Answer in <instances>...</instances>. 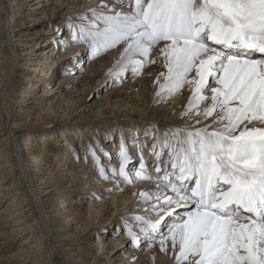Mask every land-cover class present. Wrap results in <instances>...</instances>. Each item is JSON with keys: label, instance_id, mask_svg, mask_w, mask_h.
I'll list each match as a JSON object with an SVG mask.
<instances>
[{"label": "snow or ice", "instance_id": "snow-or-ice-1", "mask_svg": "<svg viewBox=\"0 0 264 264\" xmlns=\"http://www.w3.org/2000/svg\"><path fill=\"white\" fill-rule=\"evenodd\" d=\"M89 12L72 40L93 54L119 47L114 81L159 64L157 99L188 89L181 115L211 119L145 132L157 175L140 197L156 219L133 217L131 241L158 242L175 264H264V0H102ZM125 143L111 177L89 149L99 175L151 180L142 152L135 177L126 171Z\"/></svg>", "mask_w": 264, "mask_h": 264}, {"label": "bare ground", "instance_id": "bare-ground-1", "mask_svg": "<svg viewBox=\"0 0 264 264\" xmlns=\"http://www.w3.org/2000/svg\"><path fill=\"white\" fill-rule=\"evenodd\" d=\"M8 1L10 5L7 4L6 8L5 6H0V33L2 34L0 36V116L4 120L0 126V251L7 250L10 252L3 259L14 258L20 262H28L30 264H103L97 261L98 259L94 255H91L90 249L94 247L101 249L108 246L112 249L108 257L109 261H120L122 253L118 259V251L124 252L127 247H135V244H137L131 241L128 235L129 228L140 234L139 227L137 226L138 222L133 217H146V215L151 214L149 217L152 220L156 219L155 214L147 211L149 205L144 203L140 197V192L154 190L155 181L152 179H135L133 183H125L122 187L121 185L124 182H122L120 177L116 179L110 178L112 181L103 179L99 175L98 169H95L93 163L90 166L87 164L89 162L87 154L92 155L89 149L94 151L95 146L98 145L91 138H87L85 144L82 139L80 140L83 149L85 145H89V147L85 146L86 149L83 150L82 156L77 159L78 156L74 148H76V140H79L77 134L79 133V126L82 124L80 118H73V125L77 124L78 126H71L68 129L67 127L63 128L67 136L71 137L61 140H53L52 134L54 135L55 132L51 133L52 131H45V134L39 135L41 139L39 137L35 138L33 135H36V132L32 129L34 127L37 129L38 126L25 128L24 124L27 122L21 119L23 114H27V117L29 115L41 114V118H44L45 115H50V113L52 114L50 107L47 109L49 112H37L43 107L37 105V98L39 97L38 91L35 88L43 86V94L48 95L51 93L52 90L46 86L52 83L58 73L54 68L57 63L65 59L73 63L71 65L72 70L69 71L70 75H65L63 78L70 80L83 73L78 64L80 59H77L74 55L81 56L84 46L72 44L66 49V47L60 45L72 38V25L79 24L81 21L71 16L67 20L68 22L62 21V16L58 18L52 17L48 25L42 28L38 25H45L44 20H47L46 17L49 13L57 4L62 5L65 1L31 0L34 3L30 5L29 10L23 12L22 7H26L29 0ZM101 2L102 0H83V7L86 11L84 14L90 16L89 9L98 10ZM46 10L47 12H45ZM24 29L29 30L24 32ZM39 38L43 40L40 47L44 46L46 49L36 53L35 57L33 56L34 48L40 45L41 39L34 44L35 47L32 48L30 53H21L19 51V46L28 47L26 44H28L29 39ZM60 46L64 49L62 53L58 50ZM78 48L79 51L76 52ZM120 51V48L117 47L109 52L107 55L108 63L116 62L120 58ZM59 53H61L60 56L53 57V55H58ZM28 55V60H31L30 62L27 61ZM39 57L40 59H37ZM97 61L98 58L91 60L89 67H92ZM21 69L29 71L28 77L31 87L28 84L21 86L22 88L15 101L14 97L16 94L14 92L13 81L18 73L22 71ZM40 71L43 72L40 73ZM126 73L131 74V70L129 69ZM139 79L141 77L133 75L130 84L132 81L138 82ZM145 88H147V91ZM157 90L158 85H155V87L143 86L138 94L142 96V102L149 104V106L151 104L150 108L152 109V104L156 102L167 103V106L172 105L173 107L169 109L175 110V115L171 116L176 119L168 121V124L166 122L163 124L161 114L148 109V113L139 117L141 122L138 124L134 123L132 125L134 127L130 129L134 133L133 136L137 137L138 141L140 140L139 142L145 141L141 135H145L146 131L153 132L158 130L163 133L165 130L174 129L180 125L183 127H204L205 124L211 123L210 118L205 119L203 116H197L195 113L190 117L181 115L185 111V106L188 103L190 95L187 96V100L185 98H175V102L173 101L172 104L168 98L166 100H158L155 95ZM50 102L52 110L58 111V107L56 108L52 101L47 103L50 105ZM14 103L17 105L15 108ZM30 103H35L33 110ZM79 103L75 101V106L73 107H78ZM202 110L203 108H201ZM70 111H72L71 113L74 112L73 109ZM10 116L12 118L8 121ZM183 117L186 119H183ZM196 120H200L201 123L196 124ZM118 125L120 131H124L122 129L123 124L119 123ZM29 130L31 132H28ZM81 133H83L82 130ZM85 134L88 133L85 132L82 135ZM108 134L107 140L112 138V135L110 136L111 131H108ZM88 136L90 137V135ZM121 141L119 142L120 146ZM147 143H149L148 146L151 149L152 141ZM126 145L125 143V147H127ZM100 146L101 144L99 143ZM141 146L140 148L142 149L137 148L139 151L136 149L128 151L130 160L129 164L127 163L128 165H126V171L132 177H135L136 172L140 170V167L136 165V161L137 159H141L142 152L143 161L146 162L147 174L152 178L156 177L155 158L150 154V151ZM109 148L112 149L113 156L115 155V158H119V151L112 148V143ZM62 153L64 155L62 156L64 159L63 164L58 165L60 162L58 156L62 155ZM96 155L100 157L102 153L98 155L97 152ZM69 159H77L76 163L72 165H75L74 170L76 172L71 177L65 174L66 166L70 164L68 162ZM92 162L96 164L93 156ZM120 163V160L114 163L109 162V159L106 158V166H104H108L109 168L107 172L109 177L112 175V167L110 166L114 165V168L118 170ZM168 169L169 171L171 170L170 164ZM118 180L121 181L119 185L117 183ZM90 181H93V183L91 182L90 184ZM134 183L135 185H129ZM104 186L110 189L115 188L120 192L118 196L124 195L119 200L122 201L120 212L115 211V213H112V216L116 220V224H113L114 228H105V232L108 233V236L106 235L108 242L104 243L102 240L103 236L98 237L94 243L86 241L87 237L93 236L91 231L86 232L80 237H74L70 227L73 222L78 221L85 207L88 210L85 213L84 222L87 220L89 222L94 207L102 211H110L117 208L106 198L108 196L106 191L99 192ZM84 196L91 199L85 202ZM127 203H129L128 206H126ZM129 206L131 209H128ZM43 215L46 216L47 222L44 220ZM120 226H123L124 230L122 232L119 231ZM92 227L101 228L100 220L92 221L87 228L90 230ZM99 230H97V233ZM8 231H10V235ZM7 234L11 236V240ZM118 234L119 238L114 237ZM142 238L141 234L140 239ZM73 241H79L82 245L75 246L72 244L74 243ZM63 247H67L66 250H69V252L63 250ZM60 252L63 253V260L59 256ZM86 252L88 253L85 254ZM170 253V251L168 254L161 251L159 243H149L146 241L141 252H138L137 248L132 249L131 257L135 258L139 255L140 264H174V256L170 255ZM101 255L104 257V254ZM128 261L129 258L126 260V264ZM104 264H108V262Z\"/></svg>", "mask_w": 264, "mask_h": 264}, {"label": "rangeland", "instance_id": "rangeland-1", "mask_svg": "<svg viewBox=\"0 0 264 264\" xmlns=\"http://www.w3.org/2000/svg\"><path fill=\"white\" fill-rule=\"evenodd\" d=\"M22 1H25V0H22ZM63 1H65V2H63L64 4H62V5L57 4L54 7V9L49 13V15L46 17L47 20H44L45 25H38V26H40L42 28L46 27L49 23V20L52 17L58 18V17L62 16V18H63L62 21L68 22L67 20L69 19L70 16L71 17H78L80 14H84L86 12L85 8L83 7V0H79V1L75 0V2H74V0H63ZM27 3L28 4L26 5V7L25 6H24V8L22 7V12L29 10L31 7L30 5L33 4L34 1L29 0V2H27ZM7 4L10 5L8 0H0V6H2V7L5 6V8H6ZM9 10L11 13V7ZM45 12H47V10ZM28 30L29 29H27V30L24 29V32H26ZM0 36H2L1 33H0ZM40 39L41 38L29 39L28 44H26V46H28V47L19 46L18 47L19 51L21 53H30L32 51V48L35 47L34 44L36 42H39ZM41 43H43L42 39L40 41V45H38V47L34 48L35 49L33 52L34 57H35L36 53L42 52L43 50L46 49V47H44V46L40 47ZM72 44L73 45L80 44V45L84 46V49H82V51L83 50L84 51L81 53V56L74 55L77 57V59H80L79 60L80 62H78V64H79L80 69H82L83 75L81 74L77 77L71 78L70 80L63 78V76H65V75H70L69 71L72 70L71 65L73 63H72V61H66V59L57 63L54 68L58 73H57L55 79L52 81V83L46 86L47 88H50V90H52L51 93H49L48 95L43 94V86L35 88L38 91L37 93H38V97H39V98H37V101H38L37 105L43 107L42 109L38 110L37 112H42V113L49 112V110H47V109L50 107L52 114L50 113V115H45L44 118H41V114H36L33 116L29 115L28 117H27V114H23V117L21 119L24 120L25 122H27L26 124H24L25 128L26 127L29 128L30 126H38L37 129H36V127H34V129H32L34 132H36V135H33V137H35V138L39 137V135L45 134L46 133L45 131H52L51 133L55 132L54 135L52 134V136H53L52 139L53 140L54 139L55 140H61V139H65L67 137H71V136H67V133L63 131V128L67 127V129H68V127H71V126H78L77 124L73 125V123H74L73 118H80L82 120V124L79 126V133L80 134L79 133L77 134V137H79V140L78 139L76 140V142H75L76 148H74L76 150V155L78 156L77 159H79L82 156L83 150L86 149L85 146L89 147V145H85L84 149H83L82 145H81L82 143L80 142V140L82 139L83 143L85 144V142L87 141L86 139L91 138L92 140H94V142L96 144H98L95 146L94 152L96 154L98 152V155H99V153H102V155H100V160L102 162L103 167L106 166L105 160H106V158H108L105 156V152L110 154L109 155L110 156V162L116 163L118 160H120L118 157L115 158V155L113 156L114 153H113L112 149H110L109 147L112 143V148L113 149L115 148L116 151L117 150L119 151V149H120L119 142L123 138H124L123 140L127 144L126 148L128 149V151L129 150L133 151V149L137 150V148H140V145H142L141 147L150 151L149 146H148L149 143H147V142L152 141V143H153L152 137L149 136L147 141L139 142L140 140L138 141V139H136L137 137L133 136L134 133L130 129L134 127V126H132V125H134V123L138 124L139 122H141L139 117L144 116L146 113H148L149 112L148 109H150V111H152V112L160 113L161 116L163 117V121H162L163 124L165 122H166V124H168V121H172V120L176 119V118H173V116H171L173 114L175 115V110L169 109V108L173 107L172 105H168V106H170V107H168L167 103H157L156 102V103L152 104L153 105V109H152V108H150L151 104L149 106V104L142 102L143 101V99L141 98L142 96H140L138 94L143 86H149V87L154 86L155 87V85H157L154 82L157 80L159 72L164 71L162 66H160L158 64H154V65L151 64V65L145 67L144 69H142L140 74L136 75V76L141 77V79H139L138 82L132 81V83L130 84L131 77L133 76V74H130V73H125L124 76L121 77L119 80L114 81L113 77L109 75V72H110V70L115 68L117 61L113 62V63H111V62L108 63L109 61H108V57H107L109 52H111L114 49H111L108 51H102L101 53H98V54H93L92 50L89 49L87 47V45H85L83 43H75V42H73L72 38L67 40L63 44H60V45H62L63 47H66V49H68L70 47V45H72ZM58 50L61 51V53H62L64 49L60 46V47H58ZM78 51H79V48L76 49V52H78ZM76 52H74V53H76ZM61 53H59L58 55H53V57L60 56ZM28 58H29V55L27 57V61H29ZM96 58H98L97 63L94 64L92 67H89L91 60H94ZM37 59H40V57ZM33 61H35V60H33ZM35 62H37V61H35ZM21 70L23 72L20 71L18 73V75L16 76L15 80L13 81L14 88H15L14 92L16 94L14 97L15 101L17 100L15 98H17L18 93H19L20 89L22 88L21 86H25L28 84V86L31 87V85L29 84V77H28L29 71L23 70V69H21ZM41 72H43V71H40V73ZM33 78H35V77H33ZM31 81H32V79H31ZM32 82H34V81H32ZM145 90L147 91V88H145ZM188 95H190L189 90L184 89L181 94L168 97V100H171V103L173 101L175 102V98H177V99H179V98L184 99L185 98L187 100ZM8 100H9V97H8ZM49 101H52L53 105L56 108L58 107V111L52 110L51 102H50V105L47 103ZM75 101L80 102L78 107H73V106H75ZM30 105L32 106L31 109L33 110L35 103H30ZM16 106H17L16 103H14V108ZM148 106H149V108H148ZM203 107L204 106L202 105L201 108H203ZM71 109L74 110L73 113H71L72 112V111H70ZM156 115H159V114H156ZM11 118L12 117L10 116L8 118V121L11 120ZM183 119H186V118L183 117ZM3 122H4V120L0 116V126L2 125ZM119 123L123 124L122 129L124 131H120V127H118ZM178 127H183V126L180 125ZM81 130L83 133L86 132L88 134L82 135L83 133H81ZM108 131H111L110 136L112 135V138H109L110 141L107 140V137L109 135ZM28 132H31V131L29 130ZM56 135H59V136H56ZM88 135H90V137ZM141 136L143 139H145V135H141ZM39 138L41 139V137H39ZM108 142H109V144L107 145ZM99 143L101 144L100 147H99ZM106 148H109V149H106ZM140 149H142V148H140ZM137 151H139V150H137ZM62 156H64L63 153H62V155L58 156V158H60V162L58 165L63 164L64 159L62 158ZM87 156L89 158L88 159L89 162H87L88 166L92 165V163H93L95 169H98L97 164L92 162V155L87 154ZM103 156H105L106 158ZM135 156H136V154H135ZM77 159L76 160L75 159L74 160H72V159L68 160V162L70 164L67 163L68 165L66 166L67 169L65 171L66 172L65 174L68 177H71V175H75V172H76L74 170L75 165L74 166H72V165H73V163H76ZM128 164H129V162H128ZM136 165H138V167H140L141 159H137ZM110 167H114V165H112ZM105 168L107 170L109 169L108 166ZM77 170H79V169H77ZM152 180L155 181V177H153ZM106 181H112V180L108 179ZM91 182L93 183V181H90V184H91ZM124 184H125V182L121 186L123 187ZM129 185H135V183L129 184ZM102 191L107 192L106 194H108V196H106V198L108 200H110L111 204L115 205L119 209L114 208L113 210L111 209L110 211H102V210L98 209L97 207H94L92 209L91 219L89 220V222H88V220L84 222L85 213L88 210V208L85 207L83 209L82 215L80 216L78 221L75 223L73 222L71 227H70L71 233H73L74 237H80L83 234H85L86 232L88 233L91 231L93 236L87 237L86 241H88L90 243H94V241L97 240L98 237L103 236L102 240L104 241V243L108 242V240L106 239V237L108 236V233L105 232V228H107V227H110L112 229L114 228L113 224H116V222H115L116 220L114 219V216H112V213L113 212L115 213V211L120 212L119 210L122 208V201H119V200L124 195L118 196L120 194L119 191H117L115 188L110 189L106 186H104L103 189L99 192H102ZM83 198H84L85 202H88L89 199H91L90 197H87V196H84ZM128 205H129V203L126 204V206H128ZM128 209H131V207L129 206ZM149 216H151V214L146 215V217H149ZM43 218L47 222L45 215H43ZM94 220H100L101 228L92 227L89 230L87 227ZM98 229H100V230L97 233ZM123 230H124L123 226H120L119 231L122 232ZM8 234L9 235L11 234L10 231H8ZM8 234H7V236H8V238H10L11 236H9ZM121 234H123V233H121ZM104 236H105V238H104ZM114 237L119 238V234L115 235ZM10 240H11V238H10ZM156 243H158V242H156ZM72 244L75 246L82 245V243L80 244L79 241H76ZM145 244H146V241L143 237L142 239H140L139 243L135 244L136 245L135 247L129 246V247H127V249L124 252H122L121 250L118 251V259H119V256L121 255V253H122V255H121L120 261H116V262H114V261L110 262L109 261L108 257L110 255V252H112L111 247L106 246V247L101 248V249H97L98 247H94V248L92 247L93 249H90L91 250L90 253H91V255H94V257L98 259L97 261H100L103 264L107 263V262H108V264H126V260L128 258H129V261L127 262V264H140V256L138 255L135 258H132L131 257V251L133 248H137L138 252H141L142 247ZM66 248L67 247H63V250H66ZM66 251L69 252V250H66ZM9 253L10 252H8L7 250L0 251V264H30L28 262H20L18 259H14V258L3 259V257L7 256ZM87 253L88 252H86L85 254H87ZM62 254L63 253L60 252L59 256H60V258L62 257L61 259L63 260ZM101 254H104V257H102ZM170 255H171V253H170ZM154 258H155V256H154Z\"/></svg>", "mask_w": 264, "mask_h": 264}]
</instances>
